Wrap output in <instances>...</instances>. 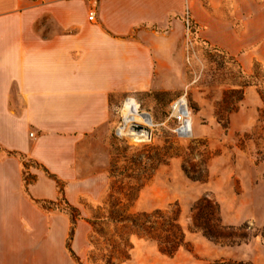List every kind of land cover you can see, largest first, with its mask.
Here are the masks:
<instances>
[{"label":"crops","instance_id":"obj_1","mask_svg":"<svg viewBox=\"0 0 264 264\" xmlns=\"http://www.w3.org/2000/svg\"><path fill=\"white\" fill-rule=\"evenodd\" d=\"M226 1L0 0V262H36L44 237L57 245L69 237L66 250L82 264L88 222L78 219L72 234L70 215L48 206L97 198L114 112L163 86L184 27L233 34L220 15Z\"/></svg>","mask_w":264,"mask_h":264},{"label":"rangeland","instance_id":"obj_2","mask_svg":"<svg viewBox=\"0 0 264 264\" xmlns=\"http://www.w3.org/2000/svg\"><path fill=\"white\" fill-rule=\"evenodd\" d=\"M226 2L220 15L233 34L219 39L201 35L198 25L193 34L184 27L179 52L160 77L163 86L129 96L114 112V129L102 140L104 182L93 185L96 199L75 207L90 230L82 264H264V0L251 7ZM129 99L152 118L146 141L130 136L132 126L120 134ZM181 99L193 125L188 138L175 133L171 118ZM48 208L69 211L63 200ZM215 210L221 224L211 225L218 234L248 241L218 244L199 232L196 226ZM157 212L164 216L154 224ZM145 214L151 217L139 219ZM168 218L185 234L174 254L164 251ZM139 225L152 228L151 236ZM68 238L57 245L44 237L36 262L0 264H74ZM23 249L31 259V247Z\"/></svg>","mask_w":264,"mask_h":264},{"label":"trees","instance_id":"obj_3","mask_svg":"<svg viewBox=\"0 0 264 264\" xmlns=\"http://www.w3.org/2000/svg\"><path fill=\"white\" fill-rule=\"evenodd\" d=\"M27 183L31 182V179L29 180V178L26 179ZM44 207L47 208V204L44 203ZM202 210L199 208V211ZM68 214L70 215L71 218V223H72V234L74 232V226L76 225L77 221H78V215L77 214V209L73 208V207H69V211H67ZM202 213H199V215H201ZM150 215H142L139 219L142 218H148ZM162 216H164L161 212H157V214H155L154 216H152V218H155V222L154 224H156L158 219H162ZM151 217V216H150ZM138 220H130L128 219L129 222H139ZM206 219V218H205ZM124 221V220H123ZM123 221L120 220V223H123ZM168 223L167 226H165V228L163 229V231L166 233V240H165V244L166 249L164 250L166 253H171L174 254L176 252V250L179 249V247L183 244L184 238H185V234L183 233L182 229L180 228V226L177 224V222H175L174 220H170L168 218ZM213 221H216L217 224H221L220 222V218L218 216V210L216 212L213 211L204 223H199L201 225L196 226V229L201 232L206 238H208L209 240L221 244V243H226L229 246H233V245H238L241 243H245L247 240V238L243 235H236L234 233L231 232V234H218L217 231H215V228L212 227L211 223H213ZM152 223V222H151ZM141 229L144 230V233H146L147 236H151L152 234V228L149 229V231L142 225H139ZM228 231H232V229H228ZM71 234V235H72ZM238 242V243H237ZM208 264H244V263H239V262H231V261H221V262H214V263H208Z\"/></svg>","mask_w":264,"mask_h":264},{"label":"bare ground","instance_id":"obj_4","mask_svg":"<svg viewBox=\"0 0 264 264\" xmlns=\"http://www.w3.org/2000/svg\"><path fill=\"white\" fill-rule=\"evenodd\" d=\"M181 103H183V106L181 108H177L176 113L179 115V117L185 119L189 115V113L187 111V108L185 107V101L181 100ZM139 109L140 105L136 100L130 99L129 101H127L125 106L122 108V114L125 117V122L138 124L145 128L152 126L153 121L151 116L147 113H141ZM129 133L130 136H132L133 139L137 142H143L150 138V133L146 132L145 130L139 133L131 130L129 131Z\"/></svg>","mask_w":264,"mask_h":264},{"label":"built area","instance_id":"obj_5","mask_svg":"<svg viewBox=\"0 0 264 264\" xmlns=\"http://www.w3.org/2000/svg\"><path fill=\"white\" fill-rule=\"evenodd\" d=\"M96 18V11L95 10H91L90 13H89V20L90 21H94ZM187 24L189 26V29H190V26H192V23L190 22V18H188V21H187ZM130 100V99H129ZM127 100V101H129ZM183 100V99H181ZM181 100H178L176 101L174 104H173V112L171 114V118H174L176 119V121L178 122V126L177 128L175 129V133L179 136V137H182V138H188L190 137V135H192V131H193V125H192V121L190 119V114L185 118V119H182L181 117H179V115L176 113V109L177 108H181L183 106V103H181ZM126 101V102H127ZM126 104V103H125ZM186 104V103H185ZM187 108V106H185ZM187 111H188V108H187ZM189 113V111H188ZM124 117V116H123ZM123 122H124V128L120 129V134L124 132L125 129H127V127L129 126H132V130H134V126L135 125H138V124H133V123H126L125 122V117L123 119ZM146 130V128L140 130V131H135L137 133L141 132V131H144Z\"/></svg>","mask_w":264,"mask_h":264},{"label":"water","instance_id":"obj_6","mask_svg":"<svg viewBox=\"0 0 264 264\" xmlns=\"http://www.w3.org/2000/svg\"><path fill=\"white\" fill-rule=\"evenodd\" d=\"M142 129H144V127L141 126V125H135V126H134V130H135V131H140V130H142Z\"/></svg>","mask_w":264,"mask_h":264}]
</instances>
